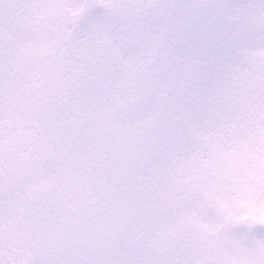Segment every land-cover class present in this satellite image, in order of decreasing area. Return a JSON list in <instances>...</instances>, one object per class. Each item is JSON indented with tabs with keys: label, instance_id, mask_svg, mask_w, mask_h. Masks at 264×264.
Returning a JSON list of instances; mask_svg holds the SVG:
<instances>
[{
	"label": "snow or ice",
	"instance_id": "snow-or-ice-1",
	"mask_svg": "<svg viewBox=\"0 0 264 264\" xmlns=\"http://www.w3.org/2000/svg\"><path fill=\"white\" fill-rule=\"evenodd\" d=\"M0 264H264V0H0Z\"/></svg>",
	"mask_w": 264,
	"mask_h": 264
}]
</instances>
